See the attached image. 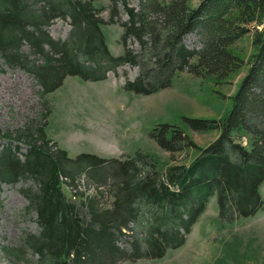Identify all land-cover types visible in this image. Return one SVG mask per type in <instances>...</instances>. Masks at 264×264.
I'll return each mask as SVG.
<instances>
[{
	"label": "trees",
	"instance_id": "1",
	"mask_svg": "<svg viewBox=\"0 0 264 264\" xmlns=\"http://www.w3.org/2000/svg\"><path fill=\"white\" fill-rule=\"evenodd\" d=\"M111 2L112 15L118 13L121 3L129 16L124 37L135 36L144 50L149 49L154 64L163 66L161 73H157L158 67L151 69L142 64L137 60L142 55L130 50L122 56L111 55L101 28L104 21L90 0H50L41 13L29 9L26 0H0V54L7 64L19 62L24 57L20 53L22 42L42 53L44 63L33 62L29 70L46 93L59 87L67 74L105 78L107 66L98 63L99 57L113 60L112 64H138L142 76L127 81L124 88L142 94L170 86L179 71L186 70L202 78L215 76L218 84L245 66L247 73L236 92L228 97L232 107L227 116L183 117L195 131H219L208 146H198L175 124L161 123L153 128L151 137L171 153L172 159L175 153L190 148L200 151L189 166L173 165L162 175L156 171V159L142 151L124 160L83 154L86 161L78 163L82 157L74 160L66 150L53 149L45 131L46 122L29 126L20 134L29 143L23 157L9 146L0 151L1 182L16 184L21 177L30 176L37 183L36 187L25 189L24 195L29 200L28 209L38 215L40 232L28 235L19 247H2L18 262L25 263L26 255L32 253L38 255L40 264H101L103 261L114 264L126 253L116 245L112 230L122 232L121 228L135 218L138 207L132 202L137 199L157 210L149 217L145 237L134 243L131 258L136 260L148 255L162 256L169 246L183 244L215 194L223 217L229 215L235 219L264 208L259 189L264 182V0H201L194 7L188 0H144L140 10L131 7L129 0ZM150 11L157 14L155 19H149ZM57 14L71 19L73 32L68 41L54 40L46 29ZM191 32L200 35V49H189L183 43V37ZM251 32L254 50L246 59L236 46ZM146 35L151 46L144 39ZM195 57L197 61L192 62ZM100 67L102 71L95 73ZM153 71L157 73L155 76ZM44 111L42 120H48L50 110ZM243 137L247 145L242 143ZM139 163L142 168L152 166L157 174L153 177L148 173L141 178ZM100 165L116 173L119 170L117 180L133 186L132 192L118 194L114 181L100 174L110 182L107 186L116 195L112 209L103 212L100 211L103 192L89 195L91 185L81 180L73 186L71 196L87 197L75 201L68 197L63 178L82 168L90 173ZM82 210L87 211L85 216ZM155 249L158 250L154 252ZM112 251L116 255H111Z\"/></svg>",
	"mask_w": 264,
	"mask_h": 264
},
{
	"label": "rangeland",
	"instance_id": "2",
	"mask_svg": "<svg viewBox=\"0 0 264 264\" xmlns=\"http://www.w3.org/2000/svg\"><path fill=\"white\" fill-rule=\"evenodd\" d=\"M26 1L29 9L41 13L50 0ZM90 1L98 8L97 15L104 21L101 28L111 55L122 56L125 51L130 50L135 55H142L137 57L142 64H147L151 69L158 67L156 71L161 73L163 66L154 64L155 59L151 57L149 49L144 50L135 36L124 37L125 23L129 21V16L123 5L119 3L118 13L112 15L111 0ZM142 1L144 0H129V4L140 10ZM199 1L201 0H188V3L194 7ZM156 17L157 14L150 11L149 19ZM46 29L54 40L61 42L68 41L73 32L71 19L59 17L58 14L51 18ZM249 35L252 39L253 33ZM144 39L149 41V36L146 35ZM183 43L189 49H200L202 46L197 32L184 36ZM147 45L151 46V41ZM236 47L246 59L254 50L252 40L249 41L248 38L240 40ZM20 53L24 57L13 65L7 64L0 54V151L9 146L20 157L29 150L28 139L20 134L26 132L29 126H35L42 121L46 122L45 131L52 141L49 143L53 149L66 150L74 160L82 157L78 162L81 164L87 158L83 154L107 159L122 157L124 160L136 157L142 151L156 159V171H160L161 175L173 165L189 166L200 151L190 148L175 153L172 159L171 153L160 147L151 137L153 128L161 123L175 124L183 128L198 146H208L217 138L219 131H195L183 117L227 116L232 107V100L228 97L235 93L241 82L239 74L242 70L231 74L225 82L219 84L215 76L202 78L185 70L177 72L171 85L166 88L152 94L136 93L124 88V85L127 81H134L142 76V68L138 64H112L113 60L111 62L105 57H99L98 63L107 66L105 70L108 73L105 78L88 79L83 74H67L59 87L46 93L29 70L33 62L43 64L44 55L34 51L29 43L23 42ZM196 61V57L192 59V62ZM94 64L96 67L95 62ZM101 71L100 67L95 73ZM155 73L153 71V76ZM45 108L51 113L48 120H42ZM241 141L247 145L244 137ZM138 165L142 168L141 163ZM86 169L74 170L73 176L63 177L68 197L71 199L80 201L87 197L85 195L75 199L71 196L73 186L85 180L87 185H91L87 192L89 195L104 193L100 201V211L112 209L116 200L115 192L111 186H107L110 182L102 179L100 174L114 181L118 194L132 192L133 186L125 180H117L119 170L116 173L110 167L102 165L90 170V173ZM153 171L152 166H147L142 168L139 176L142 178L149 173L154 177L157 173L154 171L153 174ZM36 186L35 179L30 176L21 177L16 184L0 181V264H27V261L29 264H40L36 254L28 253L24 263L18 262L16 257L2 250V247H19L28 235L40 232L38 215L34 210L28 209L29 200L24 195L25 189ZM171 189L176 187L171 186ZM259 189L264 199V182ZM132 203L138 207L135 218L128 222L127 227L121 228L122 232L112 230L116 245L126 253L114 264H264L262 207L252 215H239L235 219H231L229 215L223 217L220 214L218 196L215 194L208 200L204 212L186 235L183 244L178 247L169 246L162 256L148 255L136 260L131 258L134 243L145 237L149 217L157 208H151L153 206L145 203L143 199L134 200ZM82 211L85 216L87 211ZM111 255L116 253L112 251ZM96 258L103 260L100 256Z\"/></svg>",
	"mask_w": 264,
	"mask_h": 264
},
{
	"label": "crops",
	"instance_id": "3",
	"mask_svg": "<svg viewBox=\"0 0 264 264\" xmlns=\"http://www.w3.org/2000/svg\"><path fill=\"white\" fill-rule=\"evenodd\" d=\"M103 32H104V31H103ZM104 34H105V33H104ZM105 38H106V37H105ZM243 38H244V39H245V38H248L249 41L252 40L249 34H247V35L244 36ZM243 38H242V39H243ZM242 39H241V40H242ZM239 42H240V41H238V43H239ZM247 70H248V66H245V67L242 69V72H240V74H239V79H241V80L243 79V77H244L245 74L247 73ZM237 84H238V83H237ZM236 90H237V88H236ZM236 90H235V92H236ZM50 117H51V116H49V119H50Z\"/></svg>",
	"mask_w": 264,
	"mask_h": 264
},
{
	"label": "bare ground",
	"instance_id": "4",
	"mask_svg": "<svg viewBox=\"0 0 264 264\" xmlns=\"http://www.w3.org/2000/svg\"><path fill=\"white\" fill-rule=\"evenodd\" d=\"M73 191H74V190H71V194H72V195H74Z\"/></svg>",
	"mask_w": 264,
	"mask_h": 264
}]
</instances>
